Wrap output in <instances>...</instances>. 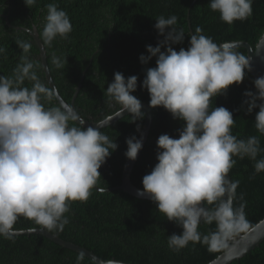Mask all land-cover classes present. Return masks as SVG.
<instances>
[{
    "label": "trees",
    "instance_id": "trees-1",
    "mask_svg": "<svg viewBox=\"0 0 264 264\" xmlns=\"http://www.w3.org/2000/svg\"><path fill=\"white\" fill-rule=\"evenodd\" d=\"M34 27L69 103L82 80L83 117L103 120L125 100L151 104L135 185L171 189L212 165L210 138L233 181L232 233L264 218V98L247 49L225 48L208 74L191 34L208 57L228 41L256 46L264 0H0V264H98L8 226H45L104 260L133 264H207L224 251L221 181L207 176L164 201L116 188L144 112L95 129L76 122L46 79ZM91 177L113 189L98 190ZM230 264H264V240Z\"/></svg>",
    "mask_w": 264,
    "mask_h": 264
},
{
    "label": "water",
    "instance_id": "water-1",
    "mask_svg": "<svg viewBox=\"0 0 264 264\" xmlns=\"http://www.w3.org/2000/svg\"><path fill=\"white\" fill-rule=\"evenodd\" d=\"M8 23L10 24L9 20ZM16 28H22V27H16ZM31 32L39 48V54L46 75V79L49 85L51 86L53 93L56 96L60 106L63 107L65 112L76 122H78L84 127L95 129V128L107 126L113 123L114 121H116L117 119H120L121 117L133 111L142 110L144 112L145 115L144 123L140 135L123 166L122 183L116 188H122L126 192L138 198L164 201L171 198H175L176 196L188 190L193 184H195L199 180L207 176L213 175L221 181V185H222V198H221V207L219 212V232L223 242L224 251L207 264H230L235 259L243 257L248 252L255 249L264 240V218L261 219L257 224H255L251 229H249L245 233L242 234L232 233L231 213H232V207L234 201L233 181L229 172L220 164L215 151L214 144L210 138H209V142L214 156V163L212 165H207L196 170L186 180H184L179 185L171 189L154 191V190L143 189L135 185L132 181L131 174L134 165L136 164L140 156V153L147 141L151 129V125L153 122V108L151 104L141 100H125L123 106L119 110H117L114 114L109 115L103 120L95 121L83 117L78 112L75 106V100L81 88L82 80L80 81L79 85L77 86L73 94L72 101L69 103L61 95L60 90L55 83V80L53 78L52 72L48 64L47 51L44 42L40 37L38 29L34 27V30ZM191 34L194 38V41L197 45L199 52L202 54L203 58L211 65V69L208 74H210L213 71L214 64L216 63L218 57L225 48L245 47L247 49V54L249 59V69L256 80V83L258 85L262 97L264 98V32L261 38L259 39V41L257 42L256 46H253L250 42L244 40L228 41L219 45V47L210 57L205 55V53L203 52L193 30H191ZM85 73L86 71L84 72V74ZM195 76L191 77V79L194 78ZM91 181L98 190L107 191L113 189V188H102L97 186L93 177H91ZM8 231L11 233H22V232L42 233L45 236L49 237L50 239L54 240L55 242L63 245L64 247H68L70 249L76 250L88 256L98 264H133L117 259L104 260L96 253H94L92 250L59 237L57 234L48 230L45 226L39 228H31L27 230H16L8 226Z\"/></svg>",
    "mask_w": 264,
    "mask_h": 264
}]
</instances>
